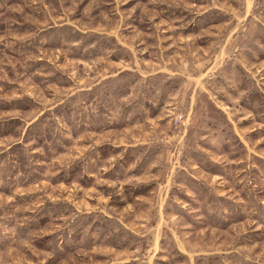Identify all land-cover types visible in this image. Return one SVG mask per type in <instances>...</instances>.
Masks as SVG:
<instances>
[{
	"label": "rangeland",
	"instance_id": "1",
	"mask_svg": "<svg viewBox=\"0 0 264 264\" xmlns=\"http://www.w3.org/2000/svg\"><path fill=\"white\" fill-rule=\"evenodd\" d=\"M0 264H264V0H0Z\"/></svg>",
	"mask_w": 264,
	"mask_h": 264
}]
</instances>
